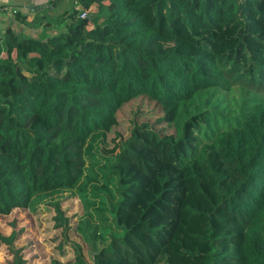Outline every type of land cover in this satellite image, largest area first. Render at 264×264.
<instances>
[{
  "label": "trees",
  "instance_id": "trees-1",
  "mask_svg": "<svg viewBox=\"0 0 264 264\" xmlns=\"http://www.w3.org/2000/svg\"><path fill=\"white\" fill-rule=\"evenodd\" d=\"M60 1L16 11L17 28L0 35V217L51 198L69 235L60 197L101 188L92 140L149 97L172 108L179 132L137 126L112 157L117 232L92 264H264V99L234 118L179 115L212 89L264 94V0H72L58 13ZM23 232L0 234L9 264H27ZM73 245L70 264H88Z\"/></svg>",
  "mask_w": 264,
  "mask_h": 264
},
{
  "label": "rangeland",
  "instance_id": "rangeland-1",
  "mask_svg": "<svg viewBox=\"0 0 264 264\" xmlns=\"http://www.w3.org/2000/svg\"><path fill=\"white\" fill-rule=\"evenodd\" d=\"M60 2L58 13L64 9L72 10V0ZM36 5L37 8L41 7L42 14L47 13L53 6V0H42ZM13 14L14 12H11V16L1 23L0 35H4L9 25L17 28ZM24 31L30 33L29 30ZM60 32H66V29L60 28ZM31 33L34 34V31ZM254 98L264 99V94H256L241 86H233L229 90L227 88L212 89L199 95L193 103L181 107L182 112L179 111V115L181 121L187 116L206 111L213 114L219 113L224 118H234L246 113L247 107L244 103L246 102L248 106V101ZM143 124H148L167 138L175 137L180 128L172 108L163 107L149 97H138L119 109L115 119L105 130V134L91 142V155L88 156V162L90 168L100 174L101 188L89 192L87 201L78 191H73L77 194L76 196L67 193L60 197L63 209L70 218L72 231L69 235L63 234L61 229L55 227V213L50 206L51 198L37 202L35 211H15L9 216L0 217L1 235L10 236L13 230H24L20 241H16L15 244L18 248H24L23 254L27 264H53L54 262L70 264L76 254L73 244L82 248L86 262L92 264L95 253L108 245L111 235L117 232L112 221L114 217L112 203L119 200L115 191V179L108 167L112 157L119 153L121 144L130 139L132 130ZM207 126L212 127V124ZM217 127L222 130L227 129L222 122H218ZM86 217L91 219L89 228L81 225L82 219ZM95 230L98 235L101 234L107 238L105 242H100L92 236ZM1 242L0 239V264H9L13 256L8 247Z\"/></svg>",
  "mask_w": 264,
  "mask_h": 264
},
{
  "label": "crops",
  "instance_id": "crops-1",
  "mask_svg": "<svg viewBox=\"0 0 264 264\" xmlns=\"http://www.w3.org/2000/svg\"><path fill=\"white\" fill-rule=\"evenodd\" d=\"M41 1L42 0H0V25L11 16V12L15 13L16 11H20L24 14H37L42 12L41 7L37 8L36 5ZM50 10H53V7H51ZM37 32L39 33V31ZM54 32L56 31H53L52 34Z\"/></svg>",
  "mask_w": 264,
  "mask_h": 264
},
{
  "label": "built area",
  "instance_id": "built-area-1",
  "mask_svg": "<svg viewBox=\"0 0 264 264\" xmlns=\"http://www.w3.org/2000/svg\"><path fill=\"white\" fill-rule=\"evenodd\" d=\"M83 17V16H82Z\"/></svg>",
  "mask_w": 264,
  "mask_h": 264
}]
</instances>
